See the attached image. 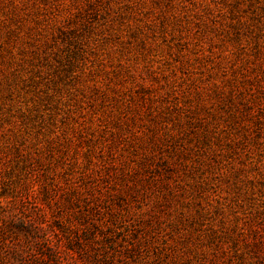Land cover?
<instances>
[{
	"label": "rangeland",
	"instance_id": "obj_1",
	"mask_svg": "<svg viewBox=\"0 0 264 264\" xmlns=\"http://www.w3.org/2000/svg\"><path fill=\"white\" fill-rule=\"evenodd\" d=\"M21 199L69 264H264V0H0Z\"/></svg>",
	"mask_w": 264,
	"mask_h": 264
},
{
	"label": "trees",
	"instance_id": "obj_2",
	"mask_svg": "<svg viewBox=\"0 0 264 264\" xmlns=\"http://www.w3.org/2000/svg\"><path fill=\"white\" fill-rule=\"evenodd\" d=\"M46 216L43 205L28 200L0 206V264H69L63 258L61 246L52 244V235H39L46 231ZM70 248L64 247L71 252ZM70 252L65 255L72 257Z\"/></svg>",
	"mask_w": 264,
	"mask_h": 264
}]
</instances>
